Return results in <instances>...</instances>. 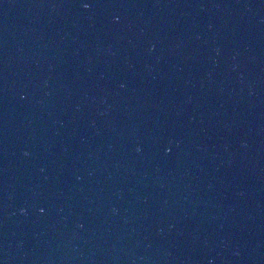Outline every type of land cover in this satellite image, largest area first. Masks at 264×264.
<instances>
[{
	"label": "water",
	"instance_id": "1",
	"mask_svg": "<svg viewBox=\"0 0 264 264\" xmlns=\"http://www.w3.org/2000/svg\"><path fill=\"white\" fill-rule=\"evenodd\" d=\"M0 264H264V0H0Z\"/></svg>",
	"mask_w": 264,
	"mask_h": 264
}]
</instances>
